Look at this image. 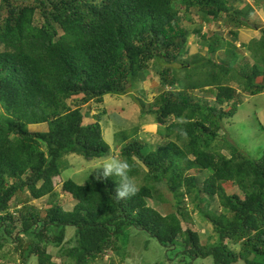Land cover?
<instances>
[{
    "label": "trees",
    "instance_id": "1",
    "mask_svg": "<svg viewBox=\"0 0 264 264\" xmlns=\"http://www.w3.org/2000/svg\"><path fill=\"white\" fill-rule=\"evenodd\" d=\"M241 1L0 0V264H99L110 252L124 258L141 232L183 257L264 264V156L252 159L222 135L243 95L264 94V28L244 46L252 63L241 59L239 30L255 12L235 7ZM193 12L200 25L185 27ZM208 23L234 28L232 40L204 32ZM193 35L206 54L185 58ZM152 63L160 94L142 114L154 116L164 145L123 136L120 165L84 184L63 181L76 202L65 210L55 184L65 158L111 150L100 114L84 125L82 107L127 95ZM44 124L47 132L30 130ZM162 187L176 205L166 215L154 207ZM45 198L46 208L30 204ZM184 200L211 223L215 242L203 244L190 227ZM212 203L220 211L207 212Z\"/></svg>",
    "mask_w": 264,
    "mask_h": 264
},
{
    "label": "rangeland",
    "instance_id": "2",
    "mask_svg": "<svg viewBox=\"0 0 264 264\" xmlns=\"http://www.w3.org/2000/svg\"><path fill=\"white\" fill-rule=\"evenodd\" d=\"M256 0H242L235 7H244L246 4L251 5L255 12L250 18L251 28L239 30V38L236 44L239 47L238 54L247 59L250 63L252 55L244 47L255 38H260V29L264 28V0H260V7H257ZM191 19H183L185 27H195L200 25L201 15L197 12L191 14ZM256 24L258 28H254ZM203 26V31L207 32L214 30L220 33L226 40H232L230 29L221 24V28L213 29V24ZM235 32V30H233ZM196 54H206V48H202L199 39L193 35L187 44V49L184 54L185 58ZM219 56H222L219 53ZM160 66L156 63L150 65V69L145 72L143 81H140L136 86L130 89V92L125 96L108 95L104 98L102 105L91 103L83 106V112L89 111L90 116L84 120V125L94 123V116L100 114V124L103 130L105 141L110 146L111 150L108 156L102 159L93 161L84 160L77 155H71L65 158L67 169L62 173L61 178L56 179V189L59 194L58 200L64 206V209L70 211L75 206L76 202L72 196L62 191L63 181L73 180L78 184H84L87 177L96 169L106 167L113 169L120 165L121 158L119 151L124 145L122 140L126 136L131 140L134 134L141 140L149 143L150 149H157L164 145L165 139L159 133V127L155 123L154 116L143 112L150 110V105L153 103L157 95L160 94V79L158 76ZM198 96L207 98L212 101L211 96L202 93ZM242 102L239 106L233 120L226 123V131L222 133L229 141H233L244 153L252 159H260L264 156V94L257 96H242ZM78 100V99H77ZM70 103V102H69ZM143 105V107H142ZM33 132H47V125L30 126ZM222 142V137L219 138L218 144ZM223 154H228L227 150L221 149ZM204 177L203 174L199 175ZM140 184V181L138 182ZM236 193L242 197V193L238 188ZM161 193L164 194L163 201L154 205V207L163 215L176 211V205L172 194L164 187L161 188ZM24 199V196H19L12 202L11 210L19 209ZM161 199V200H162ZM18 202V203H17ZM30 204L39 207H47V199L40 201H31ZM181 207H185L187 214L190 216L192 224L190 227L197 231L202 239V243H213L216 241L213 227L199 210H195L188 200H184ZM207 212L220 211L218 204H211L206 207ZM204 210V209H203ZM187 224L183 223V229H187ZM136 233V232H133ZM132 239L136 240V244H131L127 248L125 257L110 252L103 258L99 264H110L114 261L116 264H214L210 259H191L183 257L179 252L162 247L155 239L151 238L144 232L138 235H133ZM130 242V241H129ZM124 243V241L122 242ZM52 248L50 247V251ZM239 250V247H236ZM7 251V249H5ZM8 264H20L18 261L7 260Z\"/></svg>",
    "mask_w": 264,
    "mask_h": 264
}]
</instances>
